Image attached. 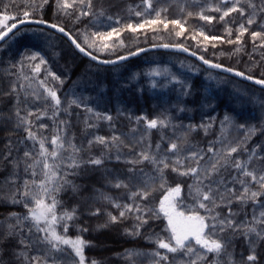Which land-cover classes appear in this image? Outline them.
<instances>
[{"label":"trees","instance_id":"16d2710c","mask_svg":"<svg viewBox=\"0 0 264 264\" xmlns=\"http://www.w3.org/2000/svg\"><path fill=\"white\" fill-rule=\"evenodd\" d=\"M5 15L16 18L5 21L8 26L39 19L64 28L100 59L173 44L264 81V0H0V20ZM154 65L160 74L151 73ZM48 89L57 93L59 105ZM151 120L156 128L148 127ZM57 136L64 148L55 161L58 176L48 186L62 184L60 177L68 173L71 184L52 195L57 216L68 212L73 218L54 227L65 238L85 241V264H189L196 253L204 255L194 240L186 242L192 254L159 247V240L175 245L160 211L165 196L176 213L204 217L205 232L227 242L219 255L207 253L197 264H264V238L244 234L246 227L264 233V223H257L264 219V188L243 175H264V87L208 69L179 51L100 64L59 33L36 25L15 29L0 42V264H37L32 257L38 264H79L70 245L52 249L46 234L24 219L34 206L24 192L38 191L45 180L39 142L52 151ZM141 153L157 162L142 160ZM95 159L101 164L89 163ZM73 160L79 167H68ZM190 168L197 172L181 174ZM177 187L178 194L172 191ZM197 188L211 189L213 199L203 200ZM253 192L259 193L254 199ZM225 218L241 227L221 232Z\"/></svg>","mask_w":264,"mask_h":264},{"label":"snow or ice","instance_id":"6c2138e0","mask_svg":"<svg viewBox=\"0 0 264 264\" xmlns=\"http://www.w3.org/2000/svg\"><path fill=\"white\" fill-rule=\"evenodd\" d=\"M47 2V0H45ZM63 7L68 8L71 7L70 4L64 3ZM230 11H237L235 7H233ZM29 15L28 12L24 13V16L27 17ZM229 15V12H225L224 16ZM223 18V17H221ZM15 20V17H10L5 15L2 20H0V27L6 28L7 30L5 32L0 33V39H3L4 36L8 34V32H11L12 29L16 28V23H12L11 26H8L5 21L7 20ZM202 19L209 20V17H202ZM38 23H43V21H37ZM23 23V21H21ZM152 24L156 23H163V21L154 20L151 21ZM173 24H179V21H172ZM248 23H252L251 20L248 21ZM51 27H58L57 25H51ZM143 27V25H141ZM164 27L167 28V23L164 24ZM242 31H246V29H243ZM181 28L183 26L181 25ZM60 32H65L64 28H58ZM67 35V33H65ZM111 34H109L110 38ZM254 37L260 36V33H253ZM71 39V37H69ZM105 37H101V39H104ZM205 39H208V37H205ZM76 47L82 52H85V49L82 48L78 43H76L75 40L72 41ZM107 47V45H105ZM166 47V46H165ZM86 55H91L90 53H85ZM32 59H35V56L32 57ZM92 59H96V57H92ZM105 63H110V61H105ZM205 63H208V61H205ZM213 67H221L220 65H212ZM37 71H39V67L36 68ZM226 71H231V69H225ZM237 75H242L241 73H237ZM257 83L264 84V81L258 80ZM48 95L56 102L57 105L60 104V100L57 97V93L54 90L48 89ZM31 115V113H30ZM110 119V117H109ZM157 121L151 120L148 122L149 128H156L157 127ZM160 124H163V121L159 122ZM29 137L35 139L34 134L29 131ZM115 139V138H114ZM100 142L104 143V140L100 138ZM40 152L39 155L41 157H44V163H43V169L45 171L43 172V175L45 177V180L40 181V183L37 185L38 191L32 192L30 189L28 191L24 192L25 196L31 197L32 203L34 204L33 207L29 208V216L24 217L25 220L31 219L33 222V226L37 229L39 232H46L47 235L44 237V240L51 245V248L60 251V245H70L74 251L75 255L79 257V264H85V257L83 255V247L85 245V241H83L80 238H77L76 240H71L68 238H65L64 236L57 233L55 229V225L58 223L59 220H71L73 218V213L65 212L62 216L58 217L56 214V208L58 201L54 195H52V192H59L63 189L64 185H70L71 182L66 179V176L68 173H64L63 176L60 177V179L63 181V183H57L55 188H50L48 185L52 184L57 176H58V169L60 168V164L56 163L55 161L59 157V149L64 148L63 142L60 141V137H56L51 140V144L55 145V148L52 151H49L48 148L45 147L44 140H40ZM159 147V146H157ZM178 145L173 143L171 145V149L175 151L177 149ZM236 148H232L231 152H236ZM25 156H30V153L25 152ZM195 156V154H193ZM51 157L53 160V163H49L47 161V158ZM142 160H148L152 163H156V159L154 157L149 156L147 153H141ZM100 159H95L89 161V163L99 165L101 164ZM137 163L140 161H136ZM40 161L37 160L36 164H39ZM160 163H164L163 161H160ZM179 163V161H177ZM168 165L165 163L164 167H167ZM29 167H32V165H29ZM68 167H79V164L73 160L72 164H69ZM235 167L237 169H243V165L239 162L235 164ZM213 170H216V165L214 164L212 166ZM174 171L176 169H173ZM197 172V169L190 168L187 172L181 173L182 175H188L189 173L195 174ZM35 175V173H33ZM244 176L251 177L252 181H255L260 184L261 188H264V175H260L257 177L256 174L253 172L244 170L243 171ZM33 184L36 182L33 181ZM117 187H120V184L116 185ZM73 190H76V186L72 185ZM25 188H28L27 182L25 183ZM175 193H179L180 188L177 187L174 190ZM245 193H247L248 189L245 188ZM211 192V189H209L207 192H202L199 188H197V195L202 196L203 200H212L213 198L209 195ZM148 193L144 192L143 197L147 198ZM252 198L254 199L256 196L259 195L257 192H253ZM47 197V201L46 198ZM238 199H243V196L238 197ZM15 202V201H14ZM25 207H28L27 204H25ZM118 207V205H117ZM200 207H206L205 204L201 203ZM169 209H172L171 211ZM131 210V209H129ZM139 210V209H138ZM160 211L164 212V215L168 218V226L171 229L172 237L171 239L175 241V245L173 246L170 242H165L164 240H159L158 245L162 249H167L169 252H177V251H185L186 254H192L195 252V249L191 246L190 243H186L190 240H194L196 245H199L200 248L205 250V254L201 255L199 253H196V259L190 260L189 264H197V261L206 259L207 253H216L219 255V253L224 249L227 242H222L218 239H212L208 233L205 232V229L209 227L208 224L205 223L204 217H201L199 215H193V216H184L183 213H176L174 211L173 205L170 202L169 196H165L164 200L161 201L160 205ZM15 215V214H13ZM125 215L124 212L120 213V216L123 217ZM261 217H264V212H262ZM111 221L115 222L117 220V217L111 216ZM137 219H141L140 217H137ZM215 219V218H214ZM142 223H147L146 220H143ZM219 223L222 225L220 228V231L223 232L226 229H232L233 232H235L238 228H240V225L234 226V221L228 218H225L224 220H220ZM257 223H264V219L257 220ZM41 225H44V227H41ZM215 227V225H213ZM64 231H67V226H64ZM249 233H255L257 237L264 238V233L257 232L255 227H246V231L244 232L245 235H248ZM8 235H11V232L8 233ZM20 243H23V241H20ZM23 255V253H21ZM157 255H159L157 253ZM161 259H167V257H161ZM248 261H255L256 257L255 255H249L247 257ZM33 261H39V258L32 257ZM95 264V262H93Z\"/></svg>","mask_w":264,"mask_h":264},{"label":"water","instance_id":"95a60500","mask_svg":"<svg viewBox=\"0 0 264 264\" xmlns=\"http://www.w3.org/2000/svg\"><path fill=\"white\" fill-rule=\"evenodd\" d=\"M21 21H23V23H21ZM37 21H43V20H39V19H22V20H19V21H16L14 23H16L17 27L12 29L11 32H13L15 29L21 27V26H27V25H36V26H40V27H44L46 29H49L53 32H56V33H59L61 34L62 37H64L70 44H72V46L77 49L80 53H82L77 47L76 45L72 42L74 39L73 37L69 34L68 31L65 30V32H60L58 30L59 27H51V25H54V24H51V23H48V22H45L43 21V23H38ZM11 26V25H9ZM7 29H5L3 32H5ZM11 32H8L7 35H9ZM67 33V35L65 34ZM6 35V36H7ZM4 36L3 39L6 37ZM71 37V39L69 38ZM3 39H0V42L3 40ZM166 46V47H165ZM151 51H176V52H180L184 55H187V56H190L192 57L193 59H195L198 63H200L201 65H203L204 67L208 68V69H212V70H215V71H218L222 74H226V75H230V76H234V77H237L239 78L240 80H244L245 82H252V83H255L257 85H260L262 87H264V84H260V83H257L256 81H258V79L256 78H253L251 76H248L246 74H243L241 73L242 75H237V73H240V72H237L235 70H233V68L231 69V71H226L225 69H230L228 67H213L212 65H218V64H215L213 62H210L208 61V63H205V59H203L202 57H200L198 54L192 52V51H189V50H186L180 46H177V45H173V44H153V45H148V46H145V47H142V48H139L137 49L136 51H133L129 54H126V55H123L119 58H116L114 60H105V59H100L96 56H94V54L92 55H86L85 53H88V52H84L82 53L86 58L90 59L91 61L94 62H97V63H100V64H111V63H114L116 61H120V60H128V59H132L134 58L136 55L138 54H144V53H148V52H151ZM92 57H96V59H92ZM105 61H110V63H105ZM221 66V65H220Z\"/></svg>","mask_w":264,"mask_h":264},{"label":"rangeland","instance_id":"374dc122","mask_svg":"<svg viewBox=\"0 0 264 264\" xmlns=\"http://www.w3.org/2000/svg\"><path fill=\"white\" fill-rule=\"evenodd\" d=\"M144 60L147 61L148 58H146V59L144 58ZM158 71H159V70H158V66H155V65H154V66L151 67V73H153V74H156V73L158 74V73H159V74H160V72H158ZM41 227H44V225H41ZM44 233L47 235L46 232H44Z\"/></svg>","mask_w":264,"mask_h":264}]
</instances>
